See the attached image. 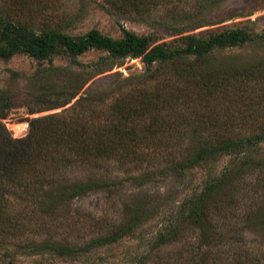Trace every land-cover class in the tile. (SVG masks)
<instances>
[{
    "label": "trees",
    "instance_id": "trees-1",
    "mask_svg": "<svg viewBox=\"0 0 264 264\" xmlns=\"http://www.w3.org/2000/svg\"><path fill=\"white\" fill-rule=\"evenodd\" d=\"M106 1L111 9H120L124 15H129L154 29L169 30L177 38L171 43H158L155 37L139 35L132 31L126 32L121 38H113L98 29H92L82 36H74L66 33L64 30L66 27L59 26L61 23L58 25L51 23L54 15L48 12L49 2L46 0H11L15 4L12 11H16V15L0 14V60H9L17 54H26L45 61L62 54L75 57L99 50L108 54L107 59L109 57L141 58L147 67V73L152 72V75H135L115 81L110 89L100 94L92 92L83 94L69 109L71 114L67 117L64 112L31 119L29 132L22 138H14L8 131L2 121L6 119L7 114L3 107L0 108L2 109L0 113V258L3 260L14 255L12 245L5 241L14 243L21 234H28L36 227L38 232L35 229V233H39L43 227H46V221H52L53 224L59 222L61 224L57 225H63L65 229L76 226L79 221L74 219H71L73 225L64 226L70 221L69 217L71 218L70 203L102 185L99 181L95 183L92 180L63 185L58 179L62 171L78 165L79 162L80 165L92 163V167L109 160L119 163L130 161L136 166L141 163L144 165L146 162L147 165L149 158L147 160L145 157L147 154H143L145 150L151 151L153 155H164L165 159H170L173 152L178 155L180 152L178 148L184 145L185 137L189 133L184 126L191 124L194 116L196 118L199 116L197 118L199 120L206 118L207 127L213 130L212 136L217 138L215 142L217 146L201 141L182 162V168L211 165L220 158V155L229 153L244 157L239 166L241 169L238 170L241 172L243 169L248 171L258 168L264 163L262 160L254 162L246 157V153H250V150L264 143V129L258 127L257 132L255 131L251 137L246 135L248 136L246 138L241 134L243 132L236 133L232 128L236 123L234 118H223L222 113L218 112L221 111L218 107L219 99L224 100L229 95L228 101H236L237 104L248 103L246 110L248 113H244L243 108L242 113L240 112L243 116L241 124L247 123L249 126L253 119L259 117L256 115L255 103L251 99L247 100L248 98L241 95L243 101L241 102L239 98L230 95L237 77L240 79L242 78L240 76H243L242 66L232 63L225 65L236 71L234 74L236 79H232L229 75L221 73V70L215 69L210 72L203 63H199L216 50L245 46L258 37L244 29H225L208 35L191 34L192 30L212 23L198 18L195 13H179L181 0L174 2L171 0L168 3L162 0ZM159 9L164 11L163 16L154 14ZM182 9H186V6ZM36 12H38L37 20L33 18ZM157 17H160V20ZM179 42L181 46L175 45ZM191 57H195V63L190 60ZM172 64L182 67L175 72L168 70L160 72L161 68L167 69ZM196 64L201 66V70L195 69ZM155 65L157 67L153 69ZM248 69L249 74L247 72L243 77L247 80L245 86L249 87L247 83H251L250 76L254 74V82L257 79L258 81L251 87L252 95H255L254 92H259L258 96L264 100V73L255 74L254 66H248ZM114 95H118V98L113 100ZM77 96L78 93L71 92L69 102ZM105 96L109 98L106 99ZM108 99L113 100L109 105L106 102ZM69 102L63 104L56 102L47 109L31 113L60 108ZM5 106L8 110L11 108L8 104ZM178 108H181L180 111ZM152 154H148V157L153 156ZM229 171L226 170L219 177L206 180L202 190L187 199L184 205L187 210L179 221L177 220L179 223L176 221L179 217L174 218V222L171 223L169 235L183 238L186 234L184 226L186 218L188 222L193 223L194 230L190 232L196 234L194 238H197L192 247L188 246V250L185 251L191 257H179L177 259L179 261L176 262L264 264V249L262 254L253 257V254L236 243L234 238L221 239L223 235L221 226L212 224L213 229L208 220L206 213L208 206L212 205L216 197L223 194L233 181L232 172ZM25 173L27 178L23 180L24 183L30 180L28 178L38 180L19 185V180ZM50 186L52 187L49 188ZM214 204L217 209L223 207L217 202ZM239 209L242 207L238 206L236 210H230L229 204L225 212L220 215L221 219L230 223L240 212ZM238 217L241 223L252 220L259 225L264 219V214L259 209L253 217L246 213L242 215L239 213ZM254 231L258 232L257 229ZM259 231H263L264 234V228ZM183 232L185 234H182ZM246 232L244 228L243 234L245 235ZM232 233L235 234L236 230ZM215 236H219L220 241L215 239ZM166 241L167 234H164L153 244V247H159ZM222 241L227 242L223 245L227 249L222 250V253H215L214 250L222 246L220 243ZM245 241L242 238L241 243L245 245ZM46 250L47 252L52 250L62 256H73L77 252L72 248L61 246L51 238L37 242L29 236L22 253L36 256Z\"/></svg>",
    "mask_w": 264,
    "mask_h": 264
},
{
    "label": "rangeland",
    "instance_id": "rangeland-1",
    "mask_svg": "<svg viewBox=\"0 0 264 264\" xmlns=\"http://www.w3.org/2000/svg\"><path fill=\"white\" fill-rule=\"evenodd\" d=\"M46 1L49 2L48 12L54 15L51 23L53 25L61 23L59 26L66 27L63 28L65 32L74 36H82L92 29H98L113 38H121L128 31L155 37L158 43H171L177 38L169 30L154 29L148 24L134 20L129 15H124L120 9H111L106 0ZM162 1L171 2V0ZM184 6L186 9H182ZM180 7L179 13H195L198 18L212 23L192 30L191 34L208 35L225 29H244L258 37L245 46L216 50L206 60L199 61L210 72L215 69L221 70V73L229 75L232 79H236L234 75L236 71H232L225 65L232 63L242 66L243 76H240L242 77L240 79L237 77V81L234 80L230 95L239 98L241 102H243L241 95L248 98L247 100L251 99L255 103L256 115L259 117L253 119L249 126L247 123L241 124L242 108L247 114L248 103L238 102L237 104L236 101H228L229 95L224 100L219 99L218 107L221 111L218 112L222 113L223 118L235 119V126H231L236 133L243 132L241 134L251 137L258 127L264 129V100L258 96L259 92H254L255 95H252L251 87L258 81L257 79L254 82V74L250 76L251 83H247L249 87L245 86L247 80L243 77L249 70L248 66L256 68L255 74L264 73V0H181ZM13 8L15 4L11 0H0V14L16 15V11H12ZM37 13L34 14L35 17L33 16L35 20L38 17ZM163 13L164 11L159 9L154 14L163 16ZM159 18L157 17L158 20ZM175 45L181 46V42ZM107 56L105 51L95 50L75 57L62 54L45 61L26 54H17L9 60H0V100L2 101L0 108L3 107L7 114L6 119L2 121L8 131L14 138H22L28 134L29 121L33 118L64 112L67 117L71 114L69 109L85 93L106 92L112 87L113 82H118L125 77L152 75V72L147 73V67L141 58L109 57L107 59ZM190 60L196 62L195 57H191ZM156 67L157 65L153 66V69ZM181 67V65L172 64L167 69L161 68L160 72L166 70L175 72ZM195 69L201 70V66L196 64ZM71 92L78 93V96L69 102ZM116 97L118 98V95H114L113 100ZM113 100L108 99L106 102L109 105ZM56 102L69 103L60 108L31 113L47 109ZM6 104L11 106L9 110ZM180 109L178 108L179 111ZM181 113H183L182 110ZM193 118L194 121L191 124L184 126V129L189 132L185 137L184 145L178 148L180 151L178 155L173 152L170 159H165L164 155L154 154L157 157L155 159L151 151L145 150L143 154H147L145 156L147 160L149 158L147 165L146 162L144 165L141 163L136 166L130 161L119 163L109 160L92 167V163L80 165L79 162L78 165L62 171L58 179L63 185L89 180L95 183L99 181L102 184L70 203L71 218L69 217L70 221H67L64 226L72 224L71 219L79 221V225L77 223L76 226L65 229L63 225H57L61 224L59 222L53 224L52 221H46V227H43L39 233H35L36 227L32 230L34 233L21 234L14 243L7 240L5 242L12 245L14 255L4 260L0 258V264H166V262L182 264L176 262L179 261L177 259L190 256L185 251L188 250V246L192 247L197 239L194 238L196 234L190 232L194 230V226L185 218L186 234L183 232L185 236L177 238L172 234L169 235L171 223L176 217H179L176 219L179 221L187 210L184 207L187 199L198 194L206 180L219 177L226 170L232 172L233 181L214 201L223 207L217 209L214 202L208 206L209 209L206 210L208 220L211 225L221 226L220 229L223 231L221 239L234 238L235 242L247 248L253 257L262 254L264 234L259 230L264 228V219L259 222V225L252 220L241 223L238 215L246 213L253 217L259 209L264 214V163L258 168L248 171L243 169L241 172L238 170L241 169L239 166L244 157L229 153L220 155V158L211 165L182 168V162L195 150L198 143L203 141L216 144L217 138L212 136L213 130L207 127L206 118H200V120L197 119L199 116ZM23 125L27 126L26 130L20 135L16 134L14 127ZM231 137L233 138L232 135ZM148 154L153 156L148 157ZM246 157L254 162L264 161V143L250 150V153H246ZM26 178L25 173L18 184L23 185L38 180L28 178L30 180L24 183L23 180ZM229 204L230 210H236L238 206L242 209H239L240 212L236 218L226 223L220 215L225 212ZM251 227L254 229L249 230L248 228ZM244 228L247 231L245 235ZM256 229L258 232L254 231ZM233 230H236L235 234L232 233ZM164 234H167L166 243L153 247V244L158 242L160 236ZM29 236L37 242L51 238L61 246L72 248L77 252L73 256H62L52 250L48 252L46 250L43 254L36 256L23 254L22 250ZM218 237L215 236V239L220 241ZM242 238L246 240L245 245L241 243ZM197 243L198 241L196 245ZM220 243L222 246L220 249H215V253H222V250L227 249L223 246L227 242ZM196 245H194L195 248H197Z\"/></svg>",
    "mask_w": 264,
    "mask_h": 264
},
{
    "label": "bare ground",
    "instance_id": "bare-ground-1",
    "mask_svg": "<svg viewBox=\"0 0 264 264\" xmlns=\"http://www.w3.org/2000/svg\"><path fill=\"white\" fill-rule=\"evenodd\" d=\"M27 126L23 125V126H16L14 127V132L18 135L22 134L25 130H26Z\"/></svg>",
    "mask_w": 264,
    "mask_h": 264
}]
</instances>
